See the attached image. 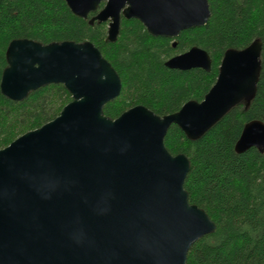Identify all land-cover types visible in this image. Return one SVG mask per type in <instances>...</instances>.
Instances as JSON below:
<instances>
[{"label":"water","instance_id":"water-1","mask_svg":"<svg viewBox=\"0 0 264 264\" xmlns=\"http://www.w3.org/2000/svg\"><path fill=\"white\" fill-rule=\"evenodd\" d=\"M64 1L90 26L107 23L109 43L116 42L122 18L176 47L181 32L205 26L210 17L208 0ZM261 52L257 39L226 50L200 102L164 116L138 105L111 119L103 108L118 98L121 81L91 42L11 41L0 79L4 97L21 102L62 84L72 100L0 150V264H186L191 246L213 234L215 224L189 203L190 162L168 152L165 135L176 125L188 140H199L231 109L248 105ZM164 65L209 72L211 59L194 46ZM251 148L264 153L260 120L243 126L234 147L237 154Z\"/></svg>","mask_w":264,"mask_h":264},{"label":"trees","instance_id":"trees-1","mask_svg":"<svg viewBox=\"0 0 264 264\" xmlns=\"http://www.w3.org/2000/svg\"><path fill=\"white\" fill-rule=\"evenodd\" d=\"M208 5L207 24L181 32L172 47V40L151 36L135 19L122 18L116 42L109 43L107 23L90 26L74 16L64 0H0V79L13 40L42 45L89 41L121 81L120 95L104 106V115L116 119L141 105L164 116L188 101H202L216 81L226 50H241L259 40L261 70L253 100L231 109L196 141L171 125L164 145L170 154L188 158V201L215 224L213 234L191 246L186 264H264V153L251 148L237 154L234 149L247 122H264V0H208ZM194 46L210 56L209 72L165 67L169 58ZM71 100L62 84L39 88L21 102L0 92V150L56 118Z\"/></svg>","mask_w":264,"mask_h":264}]
</instances>
